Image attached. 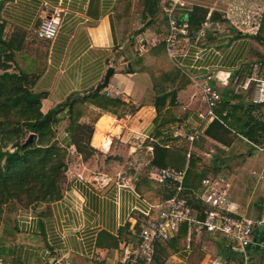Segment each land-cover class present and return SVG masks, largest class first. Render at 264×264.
Returning a JSON list of instances; mask_svg holds the SVG:
<instances>
[{
  "label": "crops",
  "instance_id": "0c3cea01",
  "mask_svg": "<svg viewBox=\"0 0 264 264\" xmlns=\"http://www.w3.org/2000/svg\"><path fill=\"white\" fill-rule=\"evenodd\" d=\"M164 1L160 0L155 15L148 11L150 0H0L3 37L10 41L13 52L11 71H22L35 81V91L44 94L43 113L71 97L82 99L99 91L110 67L113 72L101 93L131 107L124 117L101 114L91 138L97 152L88 159L70 144L69 106L59 114L56 136L68 151L63 195L3 213L0 260L4 264H131L124 249H129L132 257L139 253L140 230L147 222L143 213L150 211L152 217L157 216L166 201L162 186L175 192L174 183H159L152 177L161 169L150 166L155 143L175 153H181L178 150L183 145L187 147L188 161L185 166L181 162L184 167L162 168L189 169L190 152L200 156L202 164L211 163L221 152L224 157L234 156L233 160L239 153L242 163L245 155L257 157L250 170L252 177L241 178L243 184L253 183L251 198L241 195L234 176L226 174L233 182L229 198L232 216L261 219L264 150L259 147L264 148V141L249 139L237 127L232 128L229 146L207 137L205 132L212 121L205 124L198 116L204 104L193 78L204 80L213 74V83L223 98L234 97L231 104L240 108L239 127L243 128V121L251 115L256 121H264V104L253 110L248 107L253 103L255 78L264 79V0H184L180 21L188 23L189 28L179 35L174 58L164 42L169 31L161 7ZM197 6L207 11L201 29L190 25ZM53 9L62 14L60 32L54 40L40 38L34 28L44 13ZM161 43L165 45L163 53ZM156 104H164L166 122L157 120ZM93 117L83 115L80 121L89 123ZM111 127L120 130L114 135ZM247 130L248 125L244 126ZM175 131L181 135L175 136ZM194 131L199 132V138L191 142L185 136ZM259 134L264 137V132ZM213 148L217 149L214 156ZM240 148L247 150L241 152ZM206 155H211L208 162ZM232 159L225 163L229 170ZM202 179L186 187L184 194L194 208L201 202L192 190L201 187ZM258 231L264 237V226ZM213 242L218 252L210 259ZM186 244L178 251L168 249L160 264L244 262L242 248L233 238L207 232L195 235L191 250ZM248 250L254 262L264 264L262 246ZM155 264H159L157 259Z\"/></svg>",
  "mask_w": 264,
  "mask_h": 264
},
{
  "label": "trees",
  "instance_id": "16d2710c",
  "mask_svg": "<svg viewBox=\"0 0 264 264\" xmlns=\"http://www.w3.org/2000/svg\"><path fill=\"white\" fill-rule=\"evenodd\" d=\"M150 2L148 11L156 15L160 0H150ZM206 15L207 11L197 6L191 14L190 25L201 29L207 20ZM161 46L162 52L165 45L161 43ZM161 52L160 54L163 53ZM12 59L10 41L4 39L3 25L0 24V220L4 212L16 210L17 206H29L33 202L53 201L62 197L68 151L66 146L60 145L55 127L61 121L59 114L67 106L70 109L67 128L71 136L70 144L76 146L78 153L84 159H88L97 152L91 146V138L94 124L101 114L108 113L116 117H124L131 108L127 102L106 96L99 90L84 95L82 99L71 97L47 113H43L41 101L44 94L35 91L33 88L35 81L26 73L11 71L13 66L10 61ZM231 98L228 97L229 100ZM229 100L224 99L217 109L222 121L215 119L209 124L205 132L207 137L229 146L233 141L232 128L237 127L249 139L257 142L264 141V137L259 134V132H264V121H256L251 115L243 121V128L239 127L240 108L236 104H231ZM263 104L251 102L248 107L253 110L257 107L262 108ZM156 108L157 120L162 118L166 122V118H163L164 104H156ZM224 111L228 112L225 116ZM83 115H94V117L86 123L80 121ZM246 125H248V130L245 132L244 126ZM31 133H35L34 140L27 146H23ZM153 146L151 167L162 168L173 165L176 168H182L186 165L188 161L186 145L178 150L181 153H175L158 143ZM201 147H204L203 143ZM223 154L222 152L217 154L210 164H202V158L193 152L189 158L185 186L191 187L194 181L196 184L207 174L213 172L225 173L222 164L234 156L224 157ZM181 162L184 163L182 167ZM199 168L202 169L199 171ZM161 188L164 200L173 195V188L163 186ZM187 235L188 225L187 222H183L175 238L165 243L159 242L157 248L159 253L155 258L157 263H161V256L169 254L168 249L173 251L182 249Z\"/></svg>",
  "mask_w": 264,
  "mask_h": 264
},
{
  "label": "built area",
  "instance_id": "2783aa9c",
  "mask_svg": "<svg viewBox=\"0 0 264 264\" xmlns=\"http://www.w3.org/2000/svg\"><path fill=\"white\" fill-rule=\"evenodd\" d=\"M184 4V0H166L161 5L169 25L164 42L167 52L172 58L178 51L179 35L187 33L189 28L188 23L180 21L179 10ZM62 24L63 18L59 9L47 10L40 23L35 26L34 32L40 38L54 40L60 32ZM203 78L204 80L198 78H193V80L201 89L204 104V109L198 113V116L202 122L207 124L215 119L220 120L217 108L224 102V98L213 83V74H208ZM254 81L252 101L255 104L264 103V79L255 78ZM232 100L233 97L230 101L232 102ZM174 134L175 136L181 135L178 131H175ZM185 138L193 142L199 138V132H191ZM259 148L264 150V148ZM190 155L191 152L189 157ZM187 172L188 167L184 169L161 168L152 173V177L159 183H174L175 192L164 202L157 216L152 217L150 211L143 213L147 222L140 230L139 253L132 257L131 251L124 249L125 254L132 262L131 264H137L139 261L142 264H155L157 243L175 238L180 232L183 222H187L188 225L187 250L192 249L195 235L201 236L210 232L235 239L242 248L243 264H257L251 259L248 247L262 246L264 249V237L258 233V229L264 226V211L261 219L232 216L229 198L233 182L232 177L226 173L202 179L201 187L192 190V195L197 198L199 203L201 202L199 207L194 208L184 195L187 189L185 186ZM120 179L122 183H125L124 176H120ZM96 259L101 260L100 256H97ZM0 264L4 263L0 260Z\"/></svg>",
  "mask_w": 264,
  "mask_h": 264
},
{
  "label": "rangeland",
  "instance_id": "374dc122",
  "mask_svg": "<svg viewBox=\"0 0 264 264\" xmlns=\"http://www.w3.org/2000/svg\"><path fill=\"white\" fill-rule=\"evenodd\" d=\"M113 128L115 129V127H111L109 130L111 131L112 134L115 135V133L112 132V129ZM108 140H110V139H108ZM242 149H244V150H242ZM246 150H247V148H240V151L241 152L246 151ZM234 152H231L230 154H233ZM215 153H217V149L213 148V150L211 152L212 156H214L213 154H215ZM235 154L238 155V156L235 157L234 160L232 159V162H229L228 163V164H230L232 166L231 170L228 169V171H227V168H226L225 164H222V167H223V170H225V173H227V172L229 173L230 172L231 175L234 176L235 182H236V184H238L237 190H241V195H243L247 199H249V198L252 197V185H253V183L250 184V182L247 183V181H246L243 184L241 182V178L244 177V176H246V178H249L250 179V177H252V175L250 174V170L253 169V164L256 161L257 157H254V156H251V155L250 156L245 155L244 156L245 159L243 160L244 161L243 162L244 164H243L241 162L242 161L241 155L239 153H235ZM210 158H211V155H206L205 156L206 162H208L210 160ZM208 164H210V162ZM244 166L246 168H244ZM128 171H130V170H128ZM146 171L147 170H145V172L143 171V173L146 174L147 173ZM214 243L215 242H213L209 246V248H210L209 249L210 250L209 253L211 254L210 255V259L214 258V256L217 254V253L215 254V252H218V247H217L216 243L215 244ZM208 258H209V256H208Z\"/></svg>",
  "mask_w": 264,
  "mask_h": 264
},
{
  "label": "water",
  "instance_id": "95a60500",
  "mask_svg": "<svg viewBox=\"0 0 264 264\" xmlns=\"http://www.w3.org/2000/svg\"><path fill=\"white\" fill-rule=\"evenodd\" d=\"M112 72H113V67H110L107 74H106L104 84L99 85L97 90H100L103 87V85H106L108 83ZM34 136H35V133H31L28 136L27 140L23 143V146H27L28 144H30L34 140Z\"/></svg>",
  "mask_w": 264,
  "mask_h": 264
},
{
  "label": "bare ground",
  "instance_id": "6f19581e",
  "mask_svg": "<svg viewBox=\"0 0 264 264\" xmlns=\"http://www.w3.org/2000/svg\"><path fill=\"white\" fill-rule=\"evenodd\" d=\"M120 129H115L113 132L118 133Z\"/></svg>",
  "mask_w": 264,
  "mask_h": 264
}]
</instances>
